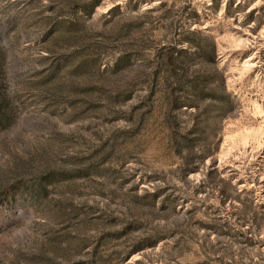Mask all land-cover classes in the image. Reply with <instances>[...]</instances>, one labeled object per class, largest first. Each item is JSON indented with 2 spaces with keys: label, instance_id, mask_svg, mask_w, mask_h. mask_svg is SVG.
<instances>
[{
  "label": "rangeland",
  "instance_id": "rangeland-1",
  "mask_svg": "<svg viewBox=\"0 0 264 264\" xmlns=\"http://www.w3.org/2000/svg\"><path fill=\"white\" fill-rule=\"evenodd\" d=\"M0 264H264V0H0Z\"/></svg>",
  "mask_w": 264,
  "mask_h": 264
},
{
  "label": "trees",
  "instance_id": "trees-1",
  "mask_svg": "<svg viewBox=\"0 0 264 264\" xmlns=\"http://www.w3.org/2000/svg\"><path fill=\"white\" fill-rule=\"evenodd\" d=\"M0 109H1V103H0Z\"/></svg>",
  "mask_w": 264,
  "mask_h": 264
}]
</instances>
